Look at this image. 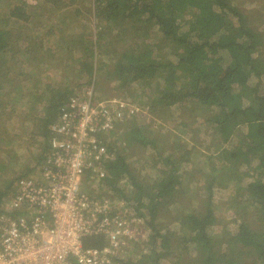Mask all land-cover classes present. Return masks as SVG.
<instances>
[{"label": "trees", "instance_id": "1", "mask_svg": "<svg viewBox=\"0 0 264 264\" xmlns=\"http://www.w3.org/2000/svg\"><path fill=\"white\" fill-rule=\"evenodd\" d=\"M250 16L235 0H0V214L18 181L47 162L61 108L103 73L120 93L110 96L140 89L154 114L158 105L200 104L216 134L204 161L209 172L201 164L195 170L205 153L178 138L170 146L167 136H148L129 116L119 136L152 147L153 177L130 161L126 146L104 140L113 156L105 174L88 182L99 192L89 190L123 199L150 230L149 251L121 264H264V29ZM21 138L32 164L14 170L4 156ZM200 174L191 194L189 182ZM231 180L240 184L235 225L219 228L215 190ZM103 244L101 235L85 239Z\"/></svg>", "mask_w": 264, "mask_h": 264}, {"label": "built area", "instance_id": "2", "mask_svg": "<svg viewBox=\"0 0 264 264\" xmlns=\"http://www.w3.org/2000/svg\"><path fill=\"white\" fill-rule=\"evenodd\" d=\"M142 109L118 96L99 97L89 85L75 90L52 124L47 162L21 178L4 202L0 264H121L136 256V243L150 233L143 218L132 219L123 199L91 193L88 182L105 174L103 163L113 156L104 140ZM100 235L103 245H85L88 236Z\"/></svg>", "mask_w": 264, "mask_h": 264}, {"label": "rangeland", "instance_id": "3", "mask_svg": "<svg viewBox=\"0 0 264 264\" xmlns=\"http://www.w3.org/2000/svg\"><path fill=\"white\" fill-rule=\"evenodd\" d=\"M32 3H36L37 0H29ZM235 3H237L242 9L247 10L251 14L250 18L251 20H256L255 26L257 25L260 28L264 29V0H235ZM156 36V35H155ZM153 36V37H155ZM149 41L157 40L156 37L153 39L151 37H148ZM153 39V40H152ZM264 48V46L262 47ZM264 50V49H263ZM168 52L167 57L169 59H173L174 62L177 60V55H174V53H170L169 48L165 47L163 50ZM159 55V54H158ZM161 57V56H159ZM35 65V64H31ZM41 67H39L40 69ZM71 69V68H70ZM73 70V69H71ZM62 71V69H60ZM71 74V71H70ZM73 78H75V75H72ZM99 77H97L98 79ZM96 79V80H97ZM76 80V79H73ZM91 86L96 91L97 95L99 97L101 96H107L110 94H116V90H113L112 88H115L116 82L111 81L109 82L106 80V76L102 73L100 75V79L97 81H92L87 84L81 85L79 88L80 90L86 89L87 87ZM142 91L138 89V91L133 90H124L123 98L125 97L130 102L139 103L143 106V109L136 114L137 121L141 126L144 127L143 132L146 133V135L151 137H156L160 141L163 137H168L170 141V146L173 145V141L175 138H178V142L186 145L185 148H191L195 146L198 150H201L202 153H205L204 155L198 157L200 160V163L195 162V165L191 163H185L190 170H192L195 167V170L199 168V164H201L202 167H204V170L209 172V166L210 163L204 162L206 159L207 154L210 151L212 152V146L211 142L215 139L214 132L211 130V125L208 124L204 118L205 114H209L210 112H207L200 104H189L185 106H181L179 104H176L172 106L171 110H159L163 109L164 107L158 105V111L156 113H152L148 104L147 100L148 98L146 96H143L141 93ZM118 94H120L118 92ZM117 95V94H116ZM110 96V95H109ZM114 96V95H113ZM136 119V117H135ZM16 120V119H13ZM181 122H187L188 125H183ZM17 122L11 121V125H16ZM124 126H120V130L117 134L110 135V140H115V143L123 148L126 146L125 151L130 155V161L132 163H135V166L143 167V173L147 174L148 176L153 177L155 173L157 172L156 168H153L151 166L152 160L151 157L154 155V151L152 150V147L146 146L145 149L138 145L129 144L127 145L124 141V138L119 136L122 135L124 131ZM163 145V143H161ZM27 142L25 139L21 138L18 139V142L12 143V147L14 148L15 152H12L9 156H4V158L9 161L8 166L13 168L14 170H20L21 168H24L25 165H31L32 161L30 159L31 152L30 147H27ZM9 146V145H7ZM35 150V148H32ZM216 162V161H214ZM9 167V168H10ZM184 168V167H183ZM10 172V171H9ZM3 172L0 171V176L3 175ZM11 173V172H10ZM5 176V171H4ZM203 182V179L200 177L195 181L192 180L189 182V191H191V187L198 188L201 186V183ZM229 182V181H228ZM236 180H231L228 185H217V188L215 190L214 195V207L216 210V213L219 217V221L221 225H219L221 228L223 226V222H226V224L229 225V227H233L235 224L231 222V218L233 215H235L234 208H231V204L235 202L236 198L233 197L234 190L236 187H239L240 184H236ZM93 183H91V186ZM98 191V189H95ZM230 221V222H229ZM144 245V243L142 242ZM141 243L139 244V250L135 251L134 254L137 256L140 255L143 251H148L149 246H146L145 250H142ZM164 264H172L171 260L169 258L164 260Z\"/></svg>", "mask_w": 264, "mask_h": 264}, {"label": "clouds", "instance_id": "4", "mask_svg": "<svg viewBox=\"0 0 264 264\" xmlns=\"http://www.w3.org/2000/svg\"><path fill=\"white\" fill-rule=\"evenodd\" d=\"M141 242V245H142V250H145L146 249V246L148 247L149 246V249H150V243H149V239H144V240H142V241H140ZM142 242L144 243V245L142 244ZM138 251V250H137ZM149 251V250H148ZM142 254V253H141ZM141 254L140 255H136L135 257H131L130 256V258H132V259H134V258H136V257H139V256H141Z\"/></svg>", "mask_w": 264, "mask_h": 264}]
</instances>
